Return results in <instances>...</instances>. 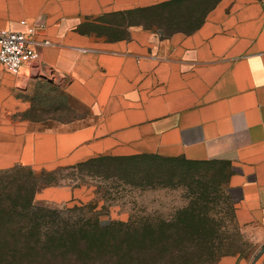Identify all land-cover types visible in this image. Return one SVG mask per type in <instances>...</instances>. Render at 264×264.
<instances>
[{"label": "crops", "instance_id": "0c3cea01", "mask_svg": "<svg viewBox=\"0 0 264 264\" xmlns=\"http://www.w3.org/2000/svg\"><path fill=\"white\" fill-rule=\"evenodd\" d=\"M20 21L50 43L17 75L0 64V113L45 79L86 115L66 129L0 119V171L106 155L182 159L220 203L203 215L231 217L257 243L214 264H264V0H0V30H22ZM75 191L44 186L32 201L69 202Z\"/></svg>", "mask_w": 264, "mask_h": 264}, {"label": "trees", "instance_id": "16d2710c", "mask_svg": "<svg viewBox=\"0 0 264 264\" xmlns=\"http://www.w3.org/2000/svg\"><path fill=\"white\" fill-rule=\"evenodd\" d=\"M112 159L116 158L107 155L93 157L70 168L77 169L86 163L94 164ZM136 159L142 160L139 161L140 164L147 162L146 160L183 162L179 158L161 157L156 154L121 156L114 161L118 168L127 170L130 168L128 163ZM47 173L44 168L35 170L24 166L0 171V264H17L18 259L22 257H27L34 264H54L55 261L57 264H81L84 261L93 264H157L166 256H175L180 252L177 246L167 247L163 238L153 235L156 232L160 234L162 227H168L171 223L180 225V231L186 236L185 249L196 247L192 250H206L216 254V260L223 255L240 253L233 244H229L231 231L236 229L232 218L226 217L228 221L223 224L218 220L223 221L222 218L203 215L208 209V203L216 200L209 186L200 183L198 177L195 181L196 191H193L197 194L188 201L183 215L177 217L143 215L132 217L126 222L111 219L101 224L97 215L93 220L57 219L40 224L37 207L32 199L33 195L44 187L40 186V181ZM122 182L125 185L131 184L125 178L113 183ZM102 194L98 199L106 201V196ZM218 203L215 202L217 208ZM219 208L221 209L220 203ZM209 209L213 210L212 207ZM223 209L231 212L232 206L224 203ZM43 216L48 219L47 213ZM140 234L151 239L148 241L149 245H145L147 238H142ZM24 250L30 252H22ZM37 250L45 251V254L42 252L39 257L47 262L36 258L38 254H32Z\"/></svg>", "mask_w": 264, "mask_h": 264}, {"label": "rangeland", "instance_id": "374dc122", "mask_svg": "<svg viewBox=\"0 0 264 264\" xmlns=\"http://www.w3.org/2000/svg\"><path fill=\"white\" fill-rule=\"evenodd\" d=\"M16 93L20 95L21 102L20 104L18 101L15 104H7L5 110L0 113V119L3 123L20 124L26 122L29 124V129L34 130L66 129L67 126L73 125H69V122L86 115V110L78 102L68 98L62 90L51 85L45 79L32 80L29 88L19 89ZM110 158L116 159L94 164L86 163L77 169L70 168L77 163L44 168L48 173L42 177L40 186L49 184L60 188L73 187L76 189V198L61 203L36 202L38 223L46 224V221L50 223L57 219L90 218L93 220L97 215L101 224H105L111 219L126 222L132 217H142L143 215L167 217L174 211L173 208L176 205L184 203V199L190 197V192L196 191L195 181L198 177L196 173L199 170L190 168L188 164L182 161L146 160L147 162L140 164L139 161L142 160L136 159L128 163L130 168L125 169V171L118 168L114 161L121 156L111 155ZM124 178L128 179L131 184L113 183ZM101 193L106 196V201L98 199ZM211 207L216 208L215 202L211 201L206 208ZM45 213L48 214L47 220L43 216ZM218 220L223 224L228 221L227 218H223V221ZM171 224L168 227H162L160 234L155 231L156 234L153 235L163 238L167 242V247L177 246L180 248V252L175 256H166L157 264H214L216 254L206 250H192L196 247L185 249L187 245L186 236H183L184 233L180 231V225ZM84 229L86 228L84 227ZM237 234L236 231H231L229 244H233L240 255L250 256L257 243L251 237H241L239 234L240 237H238ZM140 235L142 238H147L144 234ZM148 241L151 239L147 238L145 245H149ZM27 251L29 250L22 252ZM95 251L97 254V250ZM42 252L45 254V251L42 250H37L36 253L33 252L32 254H38L36 258L47 262L44 258L39 257ZM32 263L33 261L27 257H22L17 262V264ZM83 263L93 264L86 261ZM47 264L52 263L47 262ZM54 264L57 262L55 261Z\"/></svg>", "mask_w": 264, "mask_h": 264}, {"label": "built area", "instance_id": "2783aa9c", "mask_svg": "<svg viewBox=\"0 0 264 264\" xmlns=\"http://www.w3.org/2000/svg\"><path fill=\"white\" fill-rule=\"evenodd\" d=\"M22 30H0V64L11 74H19L22 66L37 59L36 47L49 45L47 39H35L36 28L20 21Z\"/></svg>", "mask_w": 264, "mask_h": 264}]
</instances>
